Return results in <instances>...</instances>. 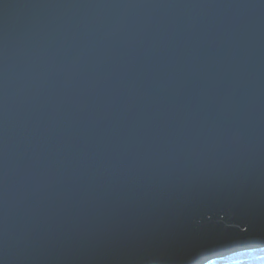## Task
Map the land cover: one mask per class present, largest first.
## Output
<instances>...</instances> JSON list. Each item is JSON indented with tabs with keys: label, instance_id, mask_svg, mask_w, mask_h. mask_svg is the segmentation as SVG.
<instances>
[{
	"label": "water",
	"instance_id": "water-1",
	"mask_svg": "<svg viewBox=\"0 0 264 264\" xmlns=\"http://www.w3.org/2000/svg\"><path fill=\"white\" fill-rule=\"evenodd\" d=\"M263 247L264 0H0V264Z\"/></svg>",
	"mask_w": 264,
	"mask_h": 264
},
{
	"label": "trees",
	"instance_id": "trees-1",
	"mask_svg": "<svg viewBox=\"0 0 264 264\" xmlns=\"http://www.w3.org/2000/svg\"><path fill=\"white\" fill-rule=\"evenodd\" d=\"M208 264H264V247L217 258Z\"/></svg>",
	"mask_w": 264,
	"mask_h": 264
}]
</instances>
